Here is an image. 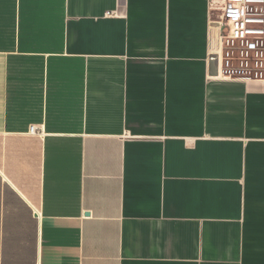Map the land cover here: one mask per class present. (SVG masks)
Segmentation results:
<instances>
[{"label": "crops", "instance_id": "obj_1", "mask_svg": "<svg viewBox=\"0 0 264 264\" xmlns=\"http://www.w3.org/2000/svg\"><path fill=\"white\" fill-rule=\"evenodd\" d=\"M224 3L0 0V264H264V82L218 75Z\"/></svg>", "mask_w": 264, "mask_h": 264}, {"label": "built area", "instance_id": "obj_2", "mask_svg": "<svg viewBox=\"0 0 264 264\" xmlns=\"http://www.w3.org/2000/svg\"><path fill=\"white\" fill-rule=\"evenodd\" d=\"M220 17L210 39L218 75L264 82V0H225Z\"/></svg>", "mask_w": 264, "mask_h": 264}, {"label": "water", "instance_id": "obj_3", "mask_svg": "<svg viewBox=\"0 0 264 264\" xmlns=\"http://www.w3.org/2000/svg\"><path fill=\"white\" fill-rule=\"evenodd\" d=\"M87 214H89V212H87Z\"/></svg>", "mask_w": 264, "mask_h": 264}, {"label": "bare ground", "instance_id": "obj_4", "mask_svg": "<svg viewBox=\"0 0 264 264\" xmlns=\"http://www.w3.org/2000/svg\"><path fill=\"white\" fill-rule=\"evenodd\" d=\"M217 24V23H216Z\"/></svg>", "mask_w": 264, "mask_h": 264}]
</instances>
